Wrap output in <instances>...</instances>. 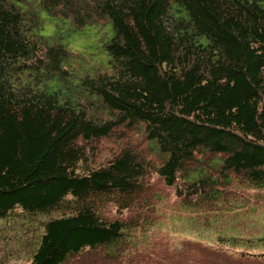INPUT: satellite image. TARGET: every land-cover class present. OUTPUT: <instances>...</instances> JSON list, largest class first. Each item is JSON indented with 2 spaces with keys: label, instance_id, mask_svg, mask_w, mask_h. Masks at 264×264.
I'll return each instance as SVG.
<instances>
[{
  "label": "trees",
  "instance_id": "obj_1",
  "mask_svg": "<svg viewBox=\"0 0 264 264\" xmlns=\"http://www.w3.org/2000/svg\"><path fill=\"white\" fill-rule=\"evenodd\" d=\"M86 26L97 46L75 50ZM251 188L264 0H0V264H264L134 237Z\"/></svg>",
  "mask_w": 264,
  "mask_h": 264
},
{
  "label": "rangeland",
  "instance_id": "obj_2",
  "mask_svg": "<svg viewBox=\"0 0 264 264\" xmlns=\"http://www.w3.org/2000/svg\"><path fill=\"white\" fill-rule=\"evenodd\" d=\"M95 33L93 26H86L72 37L70 44L75 50L91 51L97 46ZM244 192L230 199L231 207L211 215L181 207H163L160 219L148 224L144 231L138 230L134 237L138 240L158 237L156 242H162L163 248L165 242L167 247H179L184 239H192L227 249L234 256L241 255V251H251L264 258V188ZM219 236L238 237L221 241ZM146 244L143 246L148 250L150 244Z\"/></svg>",
  "mask_w": 264,
  "mask_h": 264
}]
</instances>
